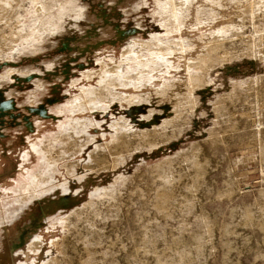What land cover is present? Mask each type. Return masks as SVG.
<instances>
[{
	"label": "rangeland",
	"instance_id": "rangeland-1",
	"mask_svg": "<svg viewBox=\"0 0 264 264\" xmlns=\"http://www.w3.org/2000/svg\"><path fill=\"white\" fill-rule=\"evenodd\" d=\"M0 210L12 264H264V0H0Z\"/></svg>",
	"mask_w": 264,
	"mask_h": 264
},
{
	"label": "crops",
	"instance_id": "crops-1",
	"mask_svg": "<svg viewBox=\"0 0 264 264\" xmlns=\"http://www.w3.org/2000/svg\"><path fill=\"white\" fill-rule=\"evenodd\" d=\"M34 196V194H32V192H31V197H33ZM24 212V210H0V228H2L3 227V225L5 224V223H8V222H11L12 221V223L14 222V221H16L21 215H22V213ZM20 215V216H19ZM11 216H13V217H11ZM19 216V217H18ZM10 217V218H9ZM4 221H7V222H5L4 223ZM3 229V228H2ZM2 238V237H1ZM28 238V237H27ZM27 240L28 239H26V242H27ZM27 244V243H26ZM25 244V245H26ZM4 245H5V241L3 240V239H0V251L1 250H3L4 248ZM25 247V246H24ZM6 250H8V249H6ZM26 252H28L27 250H26ZM30 253V252H29ZM35 254V253H34ZM15 255H17V254H15ZM14 255V256H15ZM14 256H13V254L11 255V257H10V261L8 262V260L7 259H5V257L2 255V253H0V264H12L15 260H14ZM34 257L35 256H31V260H30V263L31 264H35L36 262H33L34 260ZM36 261V260H35Z\"/></svg>",
	"mask_w": 264,
	"mask_h": 264
}]
</instances>
